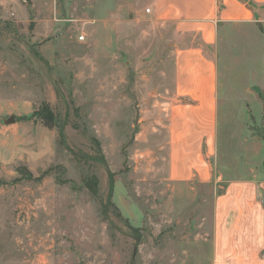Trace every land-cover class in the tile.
Wrapping results in <instances>:
<instances>
[{
    "label": "rangeland",
    "instance_id": "rangeland-1",
    "mask_svg": "<svg viewBox=\"0 0 264 264\" xmlns=\"http://www.w3.org/2000/svg\"><path fill=\"white\" fill-rule=\"evenodd\" d=\"M149 1L0 0V264H213L216 195L264 180V26L219 29L212 181L183 184Z\"/></svg>",
    "mask_w": 264,
    "mask_h": 264
},
{
    "label": "crops",
    "instance_id": "crops-1",
    "mask_svg": "<svg viewBox=\"0 0 264 264\" xmlns=\"http://www.w3.org/2000/svg\"><path fill=\"white\" fill-rule=\"evenodd\" d=\"M148 5L150 13L142 16L166 37L161 63L168 68L150 91H166L168 98V178L209 184L218 129V31L226 24L264 26V0H150ZM213 207V264H264V180L228 182Z\"/></svg>",
    "mask_w": 264,
    "mask_h": 264
},
{
    "label": "trees",
    "instance_id": "trees-1",
    "mask_svg": "<svg viewBox=\"0 0 264 264\" xmlns=\"http://www.w3.org/2000/svg\"><path fill=\"white\" fill-rule=\"evenodd\" d=\"M60 136H61L62 139L64 138V128H63L62 126L60 127ZM92 141H93L94 144L97 146V148H98V152L100 153V152H101V145H100L99 141H98L97 139H93ZM73 154H75V153H73ZM101 158H103L102 155H101ZM51 172H52V169L46 171V172L42 175V177H38V178H36V180H42V179L45 178L46 176H49V175L51 174ZM83 184H84V186L86 187V189H87V190H88V191H89L94 197H98V195H99V179H98L96 176H91V177H87V178H85L84 181H83ZM108 198H109V201H110L111 205H112L116 210H118L117 207H115V205H114L113 202L111 201V196H110V195L108 196Z\"/></svg>",
    "mask_w": 264,
    "mask_h": 264
},
{
    "label": "built area",
    "instance_id": "built-area-1",
    "mask_svg": "<svg viewBox=\"0 0 264 264\" xmlns=\"http://www.w3.org/2000/svg\"><path fill=\"white\" fill-rule=\"evenodd\" d=\"M146 12H147V13H150V9H147ZM84 39H85V37H84V36H81L79 40H80V41H83Z\"/></svg>",
    "mask_w": 264,
    "mask_h": 264
}]
</instances>
